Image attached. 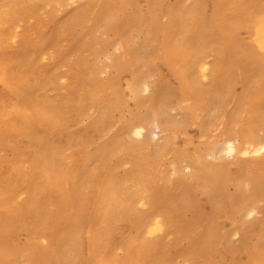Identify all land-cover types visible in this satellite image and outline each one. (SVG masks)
<instances>
[{
  "label": "bare ground",
  "instance_id": "obj_1",
  "mask_svg": "<svg viewBox=\"0 0 264 264\" xmlns=\"http://www.w3.org/2000/svg\"><path fill=\"white\" fill-rule=\"evenodd\" d=\"M135 1L102 0L98 5L93 25L95 29H116L119 37L128 29L137 32L134 49H127L121 42V56L116 59L113 67L116 75L106 82L99 81L88 92L92 105L100 109V120L107 122L102 128L97 127L98 130L102 131L109 127L110 113L114 108L113 99L101 97L105 90L109 89L108 85L122 88L121 96H128L136 105H142L144 102L142 92H145L146 88L149 89L145 83L151 75L154 62L158 60L165 63L179 83L173 90L158 89L154 92L153 103L147 106L145 115L154 117L157 127L160 128L163 144L159 146L147 138L126 148L133 153L131 157H134L133 162L128 161L129 164L133 163L132 171L125 175L127 181L133 183L131 188L125 186L126 179H119L120 182H117L112 173V177H108L109 179H106L96 192L93 191V181L96 180L100 169L114 172L121 165L120 156L124 155L127 158L129 155L122 152L125 144L119 150L116 138L111 139L109 148L102 149L101 152L90 154L88 150L82 151L73 170L62 166L60 157L65 153L64 149L80 146L81 140L87 139L86 135L65 136L63 133L71 123L67 116L73 106L71 100L63 104L48 100L45 93L51 85V76L42 77L34 87L27 84L30 75H34L37 79L40 77L36 73V71L39 72V64L33 61L34 52L30 53L31 49L29 53L27 51V54L24 52L19 60L29 63L25 71L20 69L21 71L14 75H10V69L2 68V65H5L4 62L12 58L6 51L8 48L0 50V84L15 95L12 105L0 107V147L1 149L8 147L15 151L13 159L8 161L9 167L13 169L12 178L5 185L0 184V189L6 190V197L0 200V241L9 240L17 231L24 229L34 233L41 232L42 235L37 239L49 240L51 243L43 248L36 242L37 239L31 238L22 249H18L8 242L0 249V264H80L84 251H86L84 256L86 264H91V256L96 257L93 264H174L172 256L168 254V250L173 245L168 242V245H164V241L171 235H177L178 243L189 229L188 224L183 230H173L174 224L187 212L192 214L188 222L194 220V224L207 218L199 207L190 206L192 201L187 187L182 186L192 183L196 185L202 199L205 198V201L213 205L212 212L218 210L221 199L226 197L227 187L232 186L235 189L230 199L237 201L236 205L248 210L243 214L244 216L239 214L234 219L231 235L245 232L242 223L244 217H249L253 211H256L252 206L255 203L253 201L261 198L259 196L264 190L259 185L263 184L260 178H264V0H238V5L233 9L231 17L228 15L225 19L216 16L222 7V3L218 0H209L212 7L210 15H207L205 11L204 0H194L191 6H185L184 0H177L176 9L173 5L167 6L168 2L165 4L167 8L164 9L166 0H146L148 3L146 15L136 13L137 18L132 21L133 18L130 20L128 16H125L128 10L126 6L136 5ZM0 2V44L9 40L10 31L15 28L17 21L22 23L23 18H29V11L35 12L44 4L43 0H0ZM3 2L6 3L7 10ZM120 2L122 8L118 13L112 14L113 7ZM251 2L258 3L257 13L262 11L260 14L246 13L244 7ZM93 5L87 3L81 6L79 11L68 14L64 23L61 20L54 21L55 32L48 43L53 44L63 37H72L75 26L86 20L85 17L91 12ZM107 11L111 14L112 25H116L115 29L112 25L102 23L103 15ZM162 16L166 17V24H161ZM241 32L243 33L237 40L234 39V45L233 36ZM84 35L86 47H88L94 35L92 27ZM145 47L148 48V52H145ZM227 50L230 51L229 53L234 52L241 62L240 65L243 64L253 73L243 71L234 65L228 58H233L234 55L227 57ZM210 53L218 56L212 71L201 63L202 58ZM72 56L73 53L68 52L63 59L69 62L68 59ZM97 63L99 64V59L98 62L93 63L91 69L93 78L97 77L98 69L100 70ZM5 66L9 67V65ZM200 71L203 72L204 78L209 77L211 80L207 89L199 87ZM119 72L127 73L129 78L123 82V78H118ZM239 79L244 84L243 93L240 94L238 104L232 105V109L227 112L226 107L236 96L235 89L233 91L231 85L237 83ZM79 81H82V77H79ZM79 81L77 80L76 83L80 84ZM116 94L118 98L119 94ZM175 94H179L182 99L188 98L192 102L185 115L186 122L180 126L174 122H165L162 118L167 114L165 102L168 98L172 100L171 97ZM43 102L45 108L41 105ZM103 103L104 105L100 106ZM122 105L120 104V107ZM212 112H216L217 119L229 115L234 119L239 118L241 128L238 130V144L225 141L219 147L221 139L230 132V129L211 130L213 118L210 114ZM131 116V120L125 126L131 134L143 137L144 127L133 125L137 117ZM189 126L196 127L200 131L198 133L200 139H204L203 145H198V141L191 150L186 148L187 146L181 148L182 146L180 147L178 143L180 136H186V128ZM259 131L263 133L262 137L258 134ZM17 133L21 138L27 139V143H24L26 144L24 146H27L26 152L39 163L34 165L30 172L23 167L24 158L27 159V156L24 157L25 153L19 147ZM61 136L64 137L65 146L59 148L55 144L58 143L57 138ZM185 142H190L188 136ZM176 147L181 148L180 155L187 161H191L194 167L193 173L186 178L180 177L178 181L169 180V187L165 189L152 188V185H156L155 166L164 163L165 159L177 150ZM223 153L231 155L239 164L236 173L223 166L218 167L213 163H207L209 155L221 157ZM249 154H254L256 158L263 157V159L255 160L253 166L246 164L243 158ZM174 160L169 162L173 176L178 173ZM249 175L253 176H250L252 179L247 177ZM66 185L70 188L67 189ZM51 194L56 195L55 203L51 200ZM22 196H25L23 201L20 199ZM141 199H144L146 204L140 201ZM138 204L150 207L151 213L139 218L136 207ZM222 206L224 207V204ZM226 208L228 209L227 206ZM59 211L63 214L60 215ZM60 228L65 231L59 230ZM120 228L130 232L122 243L125 248L123 260L115 258L112 252L114 246L107 240L108 234ZM262 228L263 236L254 244L255 246L245 252L247 259L243 263L240 261L241 264H249L251 260L255 261V264H264V221ZM136 231V236H130ZM214 233L218 232H212L211 228L204 229L193 241L187 252V257L192 264L196 255L211 257L210 264H221L224 262L226 253L235 254L236 249L232 247H226L224 251L218 250L216 237L219 233L217 236ZM152 234H163L165 238L159 244L151 245L147 235ZM157 246L161 248L158 249ZM175 248L180 250L179 245H175ZM102 250L105 252L101 253Z\"/></svg>",
  "mask_w": 264,
  "mask_h": 264
},
{
  "label": "rangeland",
  "instance_id": "obj_2",
  "mask_svg": "<svg viewBox=\"0 0 264 264\" xmlns=\"http://www.w3.org/2000/svg\"><path fill=\"white\" fill-rule=\"evenodd\" d=\"M43 1H44L43 2L44 4H42L39 8H37L35 12L34 11L33 12L29 11L30 13L28 12L30 16L28 15L29 18L25 17L27 20L23 18L21 21L22 23H19L17 21L15 28H13L12 31H10L11 36L9 40L6 43L0 44V47H1L0 50L4 48H8L6 51L12 57V58L7 59L4 62V64L9 65L10 68L5 65H2V68L6 67L7 69H10L9 70L10 75L17 74L21 70L25 71L27 67L26 65H28L29 63L28 62L25 63L19 60L24 52H25L24 54H27V51L29 53L31 49L32 52L30 53L34 52L33 61L39 64V72L36 71V73L40 77L37 79L34 75H30L28 77L27 84L30 87H34L37 81L41 80L42 77L51 76L52 77L51 85L46 89V93H45L48 100L54 101L57 104H63L65 101L71 100L70 102H72L73 106L70 109L69 114L67 115L68 118H70L71 123L68 125L69 127L68 126L66 127V130L63 133H65V136H68V135L77 136L78 135L79 137L80 135H83V136L86 135L88 140L82 139L81 140L82 144L80 146L67 147L64 149L65 153L62 154V156L60 157V161L63 167H66L68 170H73V168L77 164L78 156L81 154L82 151L88 150L87 152L90 154L101 152L102 149L109 148L110 140L113 138H116L115 141L117 144L119 143L118 144L119 150H121V148L123 147L122 145L125 144L124 149H123L124 151L122 152L129 154L127 155L129 158L128 157L126 158V156L121 155L120 156L121 165H119L115 169L114 172H109L104 168L100 169L96 180L93 181V191L96 192L103 185V182L106 179H109L108 177L115 176L116 181L120 182L119 179H126L127 176L125 177V175H128L132 171L131 169L133 167V163L129 164V162H133L134 157H131L133 156V153L129 149H126L128 145H131L135 142L144 141L147 138L152 140L153 143L159 144V146L163 144V140L161 137V131H160V128L157 127L154 117H149V116L147 117V115H145L147 113V108H148L147 106L153 103L154 92H156L158 89H162L164 91L169 90V88L172 90L176 89L179 82H178V79H176L177 77H175L171 73L170 69L165 65V63L158 60L154 62V67L152 69L151 75L145 83L147 84L149 89L146 88L145 92H142L141 96L144 101L142 105H139V106L136 105V103L134 101L132 102V100H130L128 96H121L120 92L122 88L112 87L111 85H108L107 88H109L110 90L106 89L104 94L101 97L102 98L105 97L108 100L113 99L114 108L110 113L111 116L109 118L110 119L109 127H107L105 130L99 131L97 127L102 128L103 125L106 124L107 122L106 121L102 122V120H100V117H99L100 109L98 106L92 105L88 92L94 87V85H97L99 81L106 82L109 80V78L116 75V71L113 67H114V63L116 59L121 56V47H120L121 42L124 43L127 49H134L135 48L134 40L136 38L137 32L135 30L133 31L132 29H128L120 35L121 37H119L118 36L119 34L115 29L116 25L114 24L112 25L111 14L108 11L103 15L102 23L103 24L107 23L109 25H112V28L115 30H111V28L103 29V30H101L100 28L95 29V27H93L94 20L96 18L98 5L102 0H43ZM59 1H62V2H59ZM176 1L177 0H166L163 6L164 9L167 8V6H172V5L176 9L177 8L175 4ZM218 1L222 3V7L219 9L216 16L220 17V19H225L226 17H228V15L231 17L233 9L238 5V2H237L238 0H218ZM135 2H136V5L134 4V6H129V5L126 6V9L128 10H127V15L125 16L126 17L128 16L127 18H130V20L133 18L132 21H134L135 18H137L136 13H139V14L142 13L143 15H146L147 10H148V7H147L148 3L146 0H138V1L136 0ZM4 3L5 2H3L2 4ZM87 3H90L92 5L94 4L93 9L85 17L86 22L85 21L82 22L81 23L82 25L80 24L81 26L79 24L78 26L77 25L75 26L74 35L72 37H63L59 41L54 42L53 44L48 43L51 39V36L53 37V34L55 32V25H53L54 21L61 20V22L64 23L67 19L68 14L79 11L80 7ZM165 4L167 5L166 7H165ZM183 4L185 6H191L194 4V0H184ZM257 4L258 3L256 2H251L249 5H246L244 7L246 10V13H250V14L257 13V6H258ZM3 6H5L4 8L6 9V3ZM135 6H136V9H134ZM204 7H205V11L207 15L212 14V7L209 3V0H204ZM121 8L122 6L120 2L118 5L113 7V9L111 10V13L112 14L118 13V11ZM130 8L131 9L133 8V10L131 11ZM244 8L242 10H244ZM133 11H134V14H133ZM260 13H257V14H260ZM51 22H52V26H51ZM166 23H167L166 17L162 16L161 24H166ZM91 27H92L94 35L92 36V39L90 40V44H88L89 46L86 47L84 33H86V31L88 32V30H90ZM51 31H52V34H51ZM242 33L243 32L238 33L233 36L234 45H235V40H237V38ZM24 45L27 48H25ZM149 46H151V43H149ZM22 47H23V52H22ZM37 48H40V49H37ZM42 50H44L45 52L44 51L42 52ZM148 51H149L148 48L145 47V52H148ZM227 51H228L227 52L228 54L226 53L227 57L228 56L233 57L234 55L233 58L228 57L229 59H231V62L234 65H237L243 71L252 72L251 70L246 68L243 64H242L243 66L240 65L241 62L238 60L234 52L229 53L230 51L229 50ZM68 52L73 53V56L70 59H68L70 63L67 61L65 62L63 59L64 56L67 55ZM217 58L218 56L215 53H210L202 58L201 63L205 65V67L209 71H212L217 61ZM98 59H99V64L98 63L97 64L101 71L98 69L97 77L93 78L91 76V69H92L93 63L98 62ZM119 74L120 76L118 75V78L120 77L123 78V82L124 80L129 78L127 73L119 72ZM79 77H82V81H79ZM77 80L80 82V84L76 83ZM210 82H211L210 78L209 77L204 78L203 72L200 71L199 72V87L201 89H207L208 86L210 85ZM161 86H163V88ZM4 87H5L4 85L0 84V98H1L0 107L12 105L13 103L12 99L15 98V95L12 93V91L7 89V87L5 88ZM231 87L233 88V91L235 89L234 93L236 96H235V99L231 102V104H229L226 107L227 112H229L232 109V105L235 106L236 104H238V101L240 99V94H242L244 90V84L242 80L239 79L237 83L232 84ZM239 90L241 93L239 92ZM116 93L119 94L118 98H116L117 96ZM178 95L175 94L174 96H172L171 97L172 100H169L168 98V100L170 101L169 102L167 100L168 104H167V101L165 102L167 105L166 107L167 114L163 116L162 118L165 122H168V121L174 122L175 124L180 126V125L185 124L186 122L185 115L189 107L191 106L192 102L188 98L182 99L180 95H179V98H180L179 99ZM97 98H99V96ZM118 99L120 102L118 101ZM114 101L116 102L114 103ZM120 104L121 105L123 104V105L120 107ZM41 105L44 106V108L46 107L44 105V102ZM103 105L104 103L100 106H103ZM131 115L137 117L133 125L135 126L142 125L144 127L143 137H137L131 134L128 130V127L125 126L131 120L132 118ZM210 115H211V118H213V122L210 125L211 130H213L214 128L215 129H218V128H229L230 129V132L221 139L222 142L219 143V147H221L225 141L236 142L238 144V139H239L238 130L241 128V125L239 123V118L234 119L232 116L229 115L227 117H223L222 119H217L216 112H212ZM95 129H97V132H95ZM186 131H187L186 136H180L178 138V143L180 147L182 146L181 148H184L187 146L186 148L191 150L192 148L196 146V143L198 141H199L198 145L200 146L203 145L204 139L202 138L200 139L199 137L200 134H198L200 133V131L196 127L189 126L186 128ZM258 134L261 137L263 136V133H260V131ZM17 136H19L17 137L19 147L25 153L24 157L27 156V159L24 158L23 167L26 169V171L30 172L33 166L38 165L39 163L37 160H35V158H33L30 154H28V152H26L27 146H24L26 145L24 143H27L26 141L27 139L23 137L21 138L19 133H17ZM187 136L190 141L189 143L185 142V138ZM57 140H58V143L55 144L57 147L61 148L65 146L63 136L58 137ZM176 148L177 150L173 151L171 155L169 156V158L165 159V162L162 161L164 163H161V165H159L161 168L158 165L155 166L154 175H155L156 185H152V188L160 187V188L165 189V187H169L170 181H173V180L178 181L180 177L186 178V177H189L193 173L194 167L191 161L189 160L187 161V159H185L182 155H180L179 149L181 148H178V147ZM14 153L15 151L11 148L4 147L3 149H1L0 147V163L4 162L3 164L0 165V184L2 185H5L6 183H8L12 178L11 172L13 171V169L9 167L8 161L13 159ZM256 157L257 156H255L254 154H249V156L243 158V161L244 163L251 164L253 166L255 160L263 159V157L262 158H256ZM173 159H175L174 161L176 162L177 171H178L177 173L178 175L176 174L174 176L171 174L172 170L170 169V166H169V162ZM207 161H208L207 163H213L214 165L218 167L223 166V168H227L229 171L233 173L237 172V167L239 166L235 158H233L231 155H228L226 153H223L221 157H219V155L212 156L211 154L207 157ZM178 163H181V164H178ZM112 164H110V166ZM112 173L114 174L112 175ZM101 174L102 176H100ZM250 176L252 175H249L247 177H250ZM252 177L250 178L252 179ZM263 179L264 178H260V181L263 184H259V185L260 187L264 189ZM127 180L128 179H126L125 181V184H126L125 186L128 188L133 187V183ZM94 186H96V188ZM182 187H187L189 197L192 201L190 202V206L199 207L201 210H203L205 215H207L206 216L207 218H204L206 221L203 219L198 224H194V220H192L191 222H188L192 214L190 212H187L180 221L174 224L173 230L175 229L183 230L184 227L189 224V229L186 231L185 236L181 238V240L178 243L176 242L177 235H171L167 237V239H165L164 241V245H166L167 242L172 243L173 245L168 250V254L172 256L174 264H192V262L187 257V252L189 251L190 246L192 245L193 241L197 239V237L204 231V229L207 230L208 228H211L212 232L214 231V232L219 233V236L216 237V243H217L216 248L218 250L224 251L226 247H232L236 249V252L234 255L226 253L227 255L224 256V262L221 264H227V263L241 264V262L243 263L244 261H246L247 254L245 252L249 250L250 247L255 246L254 244H256L258 242V239L263 236L262 223L264 221V202L262 200H264V190L261 193L263 196L260 194L259 197L261 198H258L257 201L256 200L253 201V203L254 202L255 203L252 206L255 207L256 211H253L251 216L244 217V222L242 223L245 228V232L238 233V234L234 233L233 235H231L230 233L234 227L233 225L234 219L237 218L239 214L241 215L245 214L246 210H248L247 208L240 207L238 204L236 205L235 203H237V201L230 199V197L235 192V189L232 186L227 187L226 197L221 199L219 203V208L216 212H212L213 205L205 201V198L202 199V195L196 189V185L194 183L190 185L182 186ZM66 188L68 189L70 187L66 185ZM51 196H52L51 198L52 202L55 203L56 195L51 194ZM4 197H6V190L3 189L2 191L0 189V200ZM24 198L25 196L20 197L22 201L24 200ZM21 200L20 202H22ZM140 201H143V203L146 204L144 199H141ZM256 203L257 205H255ZM223 204H224V207L222 206ZM226 206L228 207V209L226 208ZM136 207L138 210L137 214L139 215L138 216L139 218H142L146 216L147 214L151 213V208L148 206L146 207L145 205L138 204V206ZM146 209L148 210V212ZM59 214L62 215L63 212L59 211ZM205 224L207 226L209 225L210 227L209 226L207 227ZM244 224L247 226H245ZM59 230L65 231V229L63 228H60ZM218 233L216 234L214 233V235L217 236ZM129 234L130 232L126 230L125 228H120L119 230L108 234L107 240L110 241V244L114 246V250L112 252L117 260L124 259V249L125 248L122 245V243L124 242V240L127 238V235ZM41 235H42L41 232L34 233V231L30 232L24 229H20L13 235V238L9 240L2 239L0 241V249L3 245L7 244L8 242L13 244V246H15L16 248L22 249L31 238L37 239V237ZM136 235H137V231L133 232L130 236H136ZM160 235L159 234L147 235V240L149 241L151 245H157L160 242H162V240L165 238L163 234H160ZM36 242H38L39 245L43 248L51 244L49 240L40 241L39 239H37ZM235 244L237 245L240 244V245H238L239 246L238 247ZM175 245H179L180 250H176ZM157 248L160 249L161 246H157ZM84 252L85 253L82 256V260L80 264H86L84 260L86 251ZM104 252L105 250L101 251V253H104ZM90 259H91L90 263L93 264L96 260V257L91 256ZM211 260H212L211 257H204L201 255H196V257L194 258V261L192 259L194 264H210ZM254 262L255 261L251 260L249 261V264H255Z\"/></svg>",
  "mask_w": 264,
  "mask_h": 264
}]
</instances>
